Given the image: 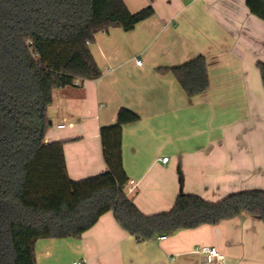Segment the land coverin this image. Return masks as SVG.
Returning <instances> with one entry per match:
<instances>
[{
    "label": "crops",
    "instance_id": "0c3cea01",
    "mask_svg": "<svg viewBox=\"0 0 264 264\" xmlns=\"http://www.w3.org/2000/svg\"><path fill=\"white\" fill-rule=\"evenodd\" d=\"M154 15L125 32L81 38L55 90L46 143L63 142L69 177L106 171L100 130L122 108L140 120L123 128L124 200L140 215H168L197 198L210 207L231 196H264V21L247 0H124ZM199 56L210 89L189 98L172 73ZM141 61V64L137 62ZM64 125V128H58ZM169 158L167 163L162 160ZM133 181L135 185L130 184ZM214 246L225 264H264V223L243 215L216 225L139 241L103 215L80 238L41 239L38 264H209L194 253Z\"/></svg>",
    "mask_w": 264,
    "mask_h": 264
},
{
    "label": "trees",
    "instance_id": "16d2710c",
    "mask_svg": "<svg viewBox=\"0 0 264 264\" xmlns=\"http://www.w3.org/2000/svg\"><path fill=\"white\" fill-rule=\"evenodd\" d=\"M247 7L264 21V0ZM153 15L152 7L132 13L124 0H0V264H38L39 240L78 239L109 212L139 241L243 215L264 223V196H231L212 208L184 195L168 215L137 213L123 198V128L140 120L129 109L101 128L107 169L95 177L72 180L64 143L45 142L54 91L75 85L65 68L79 40L133 31ZM258 68L264 86V62ZM159 72L172 73L189 98L211 86L204 56Z\"/></svg>",
    "mask_w": 264,
    "mask_h": 264
},
{
    "label": "built area",
    "instance_id": "2783aa9c",
    "mask_svg": "<svg viewBox=\"0 0 264 264\" xmlns=\"http://www.w3.org/2000/svg\"><path fill=\"white\" fill-rule=\"evenodd\" d=\"M91 42L88 40L87 44H90ZM138 64H141V61L137 62ZM64 125H60L58 128H64ZM169 158H164L162 161L164 163H167ZM130 184L135 185L133 181L130 182ZM164 236L159 237V239H164ZM194 253L201 255L206 263L209 264H225L226 263V257L220 253V251L214 247V246H197L194 249ZM76 264H82V263H76Z\"/></svg>",
    "mask_w": 264,
    "mask_h": 264
}]
</instances>
